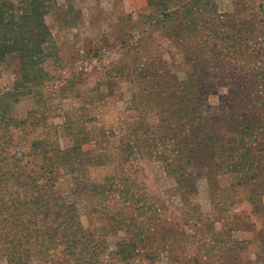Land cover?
I'll list each match as a JSON object with an SVG mask.
<instances>
[{"label": "rangeland", "instance_id": "1", "mask_svg": "<svg viewBox=\"0 0 264 264\" xmlns=\"http://www.w3.org/2000/svg\"><path fill=\"white\" fill-rule=\"evenodd\" d=\"M215 2L219 13L243 19L251 10L264 20V0ZM58 3L61 9L46 19L56 53L42 64L51 79L44 88L60 91L47 96L52 107L47 124L62 126L69 118L74 130L90 133L93 142L83 147L88 159L81 171L62 178L55 191L73 203L103 247L100 264H264V170L255 168L252 174L259 177L249 182L250 171H231L232 158L227 165L220 160L217 178L204 171L193 180L195 191L184 193L159 155L172 143L160 138L166 114L161 102L151 100L171 80L185 81L191 69L171 38V22L163 24L146 0ZM257 28L264 32L262 25ZM263 34L251 45L254 55L243 59L247 66L264 67V45H256ZM232 58L233 64L242 62ZM17 68L15 55L0 65V89H13ZM154 72L160 80L153 79ZM23 91L11 107L18 120L40 96L37 90ZM215 93L210 102L218 104L227 90ZM219 128L224 132L223 124ZM156 139L165 145L154 149ZM129 140L141 150L131 153ZM31 254L29 264H49L45 255Z\"/></svg>", "mask_w": 264, "mask_h": 264}, {"label": "trees", "instance_id": "2", "mask_svg": "<svg viewBox=\"0 0 264 264\" xmlns=\"http://www.w3.org/2000/svg\"><path fill=\"white\" fill-rule=\"evenodd\" d=\"M146 2L158 10L163 24L171 22V38L191 63L185 81L171 80L151 100L161 102L158 107L166 114L160 138L172 144L158 151L167 172L177 175L184 193L195 191L193 180L204 171L217 178L215 167L228 158L231 171L247 170L249 182L257 179L252 171L264 170V74L259 73L264 67L247 66L243 59L254 55L251 45L264 33L257 28H264V20L251 10L243 19L219 13L215 0ZM60 9L58 0H0V65L10 55L18 60L13 89H0V264H29L34 251L49 264H100L103 255L73 203L55 191L62 178L81 171L88 159L83 147L93 142L90 133L76 132L69 118L62 126L47 124L52 110L47 96L60 91L44 88L51 79L42 64L56 53L46 19ZM232 56L242 64H233ZM219 87L227 94L213 104L210 98ZM26 89L40 96L35 108L18 120L11 107ZM165 141L153 140L152 146ZM126 147L131 153L141 150L130 140Z\"/></svg>", "mask_w": 264, "mask_h": 264}]
</instances>
